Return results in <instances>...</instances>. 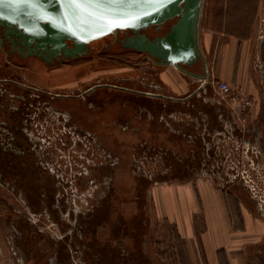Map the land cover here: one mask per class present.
<instances>
[{"label":"flooded vegetation","instance_id":"1","mask_svg":"<svg viewBox=\"0 0 264 264\" xmlns=\"http://www.w3.org/2000/svg\"><path fill=\"white\" fill-rule=\"evenodd\" d=\"M120 34L123 37L119 39L117 37ZM129 35L131 32L125 29L113 36L121 47L120 40ZM91 42L87 45L86 54L74 59H52L48 64L35 57L19 56L10 50L6 41L0 45L8 61L15 67L13 70L6 66L0 71L2 73L0 77V208L4 210L0 213V228L3 233H11L13 238L9 245L0 244V264H54V259L57 264L58 262L61 264L62 262L56 257L59 246L50 233L38 227L37 221L39 217H45L46 220L59 226L63 232L62 222L71 211L74 212V225L70 227L71 237L74 238L72 244H68L62 251L67 253L65 257L68 260L69 258L71 260L72 255L68 253L74 246L76 247L74 253L77 252L83 264H103V259L108 264H117L120 253L126 255L125 259L128 262L132 261L133 253L138 248V235L131 217L135 209L133 210L132 199L128 203L123 198H118L117 190L119 187L120 189L131 187L133 181L129 173H132L135 181L140 183L139 186L141 185V189L135 195L138 200L142 197V189L148 184L147 179H141V176L139 178L134 174L136 156L140 157L149 144L145 139L146 131L142 128V122L150 124L149 129L153 135L159 134L161 137L163 145L159 147L164 150V159L169 165L171 164L169 170L175 169L178 177L190 172H200L201 169L209 167L210 160H213V148L207 145L211 144L213 132L224 127L221 122L215 120V116L222 112L229 119L231 112L229 109L222 110L223 100L212 91L211 87V92L217 100H215L216 105L204 104V109L201 111L205 115V121H201L198 128L191 123L185 129L175 127L174 130L167 123L169 113L166 109L170 103L180 99L174 98L162 87L156 73V76L148 75L136 79L117 78L114 75L98 78L94 76L82 80L81 84L74 88H69L70 85L66 84V91H63L64 87L39 86L24 81L20 69L27 58H35L42 65L50 66L51 68L46 69L47 72H77V70H59L56 66L69 67L66 62L92 57L94 51L89 49ZM70 44L71 42L67 41V45ZM114 44L115 41L110 47ZM108 47L104 45V48ZM155 67L160 66L155 65ZM153 70L160 72V68ZM88 72L124 71L93 69ZM125 72L132 71L130 69ZM49 77L51 80V76ZM187 78L191 87L186 99L196 94L194 90L198 86L201 88L209 85L207 78L206 80L189 76ZM195 79L197 82L203 81L204 84L193 82ZM152 103L161 104V107L156 104L155 109L150 108L149 104ZM141 105L149 110L151 116L140 109ZM43 117L53 118L52 123H49L55 126L57 132H53L52 137L42 132L45 127ZM134 119L137 120L138 126L132 125ZM256 130L262 134L259 139L261 144L264 140V123L258 122ZM244 131L238 127L236 134L246 137L254 133ZM85 140L92 143L97 151L107 155L109 163L103 167L101 163H94L97 160L95 158L91 164H77L84 168L78 170L70 183H73L74 188H80L84 182L87 187L98 183L100 191L103 188L99 181L102 179L103 171L108 170L105 176L108 181L104 187L108 192L103 208L101 202L99 206L91 209L87 205L83 206L81 198L83 195L81 196L78 189L80 196L75 195L73 199H69L66 188L69 182L64 181L63 170L58 169L56 162L54 163V153L63 154L66 149L73 145L80 146ZM84 152L85 150L82 151ZM84 154L82 157L86 158ZM92 155L96 157V154ZM75 161L77 162V159ZM230 187L229 194L237 190L247 203L256 208L255 201L247 195L243 186L234 182ZM79 200L82 203L76 204L79 210L77 213L70 203L73 205ZM95 203L94 201L92 204ZM80 205H82L81 210ZM103 209H106L104 216ZM103 237L106 240L103 241ZM8 248L14 258L9 262L2 254Z\"/></svg>","mask_w":264,"mask_h":264},{"label":"crops","instance_id":"2","mask_svg":"<svg viewBox=\"0 0 264 264\" xmlns=\"http://www.w3.org/2000/svg\"><path fill=\"white\" fill-rule=\"evenodd\" d=\"M199 42L205 63L200 62L191 70L198 73L205 72L209 85L201 88L198 86L194 90L196 94L193 97L186 99L191 87L186 75L172 66H161L160 72H156L162 87L174 98L180 99L170 103L166 109L172 124L168 121L167 123L173 129L175 127L185 129L191 123L198 128L201 121H205V115L201 111L204 109V104L216 105L215 96L207 95L210 87L214 91L212 81L226 82L231 87L238 88L243 95L255 100L248 111L234 107L228 99H222V110L229 109L231 116L228 119L222 112L215 116V120L221 122L224 127L222 130H215L212 135L217 141H230L231 117L244 131L246 120H249L248 123H254L260 107L264 104L261 90L264 84V0H204L199 25ZM37 62L35 58L25 60L24 66L20 69L24 81L39 86H56L64 83L59 80L60 83L51 84L55 75L53 72H47L46 69L39 70ZM6 66L8 69H15L0 46V71ZM30 70L33 72H29ZM131 71L134 79L149 75V73L143 75L145 72L139 73V68H131ZM1 75L0 72V77ZM257 75L260 77V83L257 82ZM49 76L52 77L51 80ZM200 82L204 84L203 81L197 83ZM151 100L155 101V99ZM156 104L158 103L149 104V107L155 109ZM158 105L161 107V104ZM140 109L151 116L144 105H141ZM51 119L53 118L45 117V127ZM145 123L142 122L141 125L146 131L145 139L149 144L144 148L143 158L146 159V154L152 157L153 153L158 152L159 158L164 159V150L159 147L163 142L161 137L159 134L153 135L149 129L150 124ZM132 125H139L136 119L133 120ZM217 134L219 136L214 137ZM261 135H258L259 139ZM237 136L242 137L244 142L251 137V135L239 137L238 134ZM161 163L165 170L160 168L158 161L156 167L153 165L152 170L143 171L146 174L142 172L141 179L148 181L145 186L148 194L146 203L148 205L149 202L151 203L157 220L170 223L177 237L188 243L185 254L189 264H264V214L259 211L261 208L259 202L255 201V212H251L250 204L238 193L237 196L229 194L222 186L215 185L209 179L198 175L189 179L185 177L186 179L183 180L170 179L165 175L175 173L176 170H169L171 164L167 165L165 159ZM135 173L139 172L134 171ZM129 174L133 181L131 184L133 206L139 205L135 195L141 189L140 183L135 181L132 173ZM229 197L235 198L237 210L235 215L230 211ZM133 210L131 213L133 219L134 216L140 215L141 221L144 220V216L150 217L149 210L147 213H142V206L137 209L135 206ZM1 212L3 213L4 210L0 208ZM5 235L6 233L0 228L1 242Z\"/></svg>","mask_w":264,"mask_h":264},{"label":"rangeland","instance_id":"3","mask_svg":"<svg viewBox=\"0 0 264 264\" xmlns=\"http://www.w3.org/2000/svg\"><path fill=\"white\" fill-rule=\"evenodd\" d=\"M173 22L174 21L166 22L165 24L162 25V27L159 30H154L153 27L147 28L145 32L150 37H153L155 35H162L165 31L169 29V26ZM122 37L123 35L120 34L117 38L120 39ZM114 41L115 44L112 47H110L112 45V42ZM104 45H108L109 47L104 48ZM89 49H92L94 51L92 57L80 59L74 62H66L67 64L70 65L69 67L60 66V65L56 66V68L59 70H77V72L75 71L53 72L55 78L53 79L54 82H51V84L53 83L55 84L56 82L60 83L64 81L62 85L60 84L56 86L64 87L65 89H63V91H66L67 90L66 85L64 84H69L70 85L69 88H74L76 86H79L82 80H88L94 76H97L98 78V77H109L111 75H114L117 76V78H121V77L128 78V77H132L133 73L125 72V71L128 70L130 71L131 68L133 69L139 68V73L145 72V74L143 75L149 73L150 76H156L155 75L156 72L155 70H153V68L161 67V66L155 67V65L152 64L151 59L142 53L136 52L134 50L129 51L130 49L128 50L123 46L120 47L113 35H107L101 39L92 41L89 45ZM37 64L39 70L51 68L50 66L42 65L39 61L37 62ZM93 69L98 71L101 69L106 71L113 70V71H124V72H116L117 74L114 72H88ZM29 72H33V70H30ZM31 74L34 75L33 73ZM257 82L260 83V77L258 75H257ZM209 90L211 89L209 88ZM209 90L207 91V95L212 94V92L211 91L209 92ZM261 90L263 91L262 93L264 95V84L263 87H261ZM252 106L247 110L249 111L252 108ZM43 119L45 122V117H43ZM248 121L249 120H246V122L244 123L245 130L254 133L253 135H251V137H248L249 139H245V142L242 141L241 136H239L241 138H238L236 133L238 131L239 123H237L236 120H233L232 117H231V124L229 127L230 141H226V142L217 141L215 140L216 138L213 139V135H212L211 144L207 145L208 147L213 148V154H214L213 160L211 159L210 164L208 165L209 167L203 168L200 170V172L197 173L193 172L189 174H184V176L181 177H178L176 175L177 174L176 172L171 174L169 173L165 176H169L170 179L182 178L180 180H183L186 179L187 177H188L187 179H189L198 175L199 177L209 179L215 185L222 186L226 191L229 189L232 183L238 182L241 186H243L246 189L247 195L250 196L251 199H253L257 203L259 202V207L261 205L259 211H261V213L264 214V140L260 144L258 135H261V132L256 130L258 128V122L259 124L264 123V107L262 106L260 107L257 120L254 123H248ZM168 122L172 124L171 120H168ZM50 123H52V120L50 121ZM50 123H48V125L44 127V130H42V132L52 137L53 134L57 132V130H55V126L53 127L52 125H50ZM225 135L227 136V134ZM216 136L219 135L217 134L214 137ZM80 149L85 150L84 153L86 152L87 153L86 154L82 153L83 150ZM61 153L60 152H58L57 154L54 153L55 155L54 163L56 162V167L58 169L63 170L62 175L64 176V181L69 182L67 183L68 187H66L69 199H73L75 195H79L77 192L79 190L81 196L83 195L81 197L82 202L85 204V205L83 204V206L87 205V207L91 209L94 206H99V203L101 202L100 204L103 208L105 196L108 192V190L104 188L106 187L107 185L106 183L108 181L107 177H105L106 174L108 173V170H104L105 168H103L104 170L102 174L103 176L102 179L99 181L101 182V187L103 189H100V191L98 188L99 186L98 183L96 184L94 183L90 187H87L85 186V182H84L83 185L80 186V188H74L73 183L71 184L70 182H72L71 181L72 177L78 172V170L84 168L78 166L77 164L80 165L82 163H84V165L91 164L93 163V160L97 158V160H95L94 163L96 164L101 163L102 166L104 167L108 165L109 157L104 153L97 151L95 146L92 143H88V141L86 140L85 142H82L80 146L73 145L70 148L66 149L65 152H63V154ZM144 153L145 151L142 153L140 157L136 156V161H135L136 166L134 171L139 172V173H135L137 176H141L143 171L147 172V170L148 171L152 170L153 165L156 167L158 161L160 162V168L165 170L164 166L161 163L163 158H159L158 152L155 153L156 155L152 152L153 155H155L154 157L153 155L152 157H149L146 154L147 156L146 159L143 158V155H145ZM82 154H84L86 158L82 157L83 156ZM92 154H96V157H93ZM75 159H77L78 163L75 161ZM166 169L168 171L169 167L167 166ZM142 190H143L142 197L138 201V203L140 206L143 207L142 213H147L149 210L150 217L147 218L143 215L144 220L141 221L140 220L142 217L141 215L139 217L134 216V219L132 221L134 225L133 224L132 225L136 229V233L138 235L137 247L139 248L135 250L136 252L133 253L132 261L129 262L125 259L126 255L120 253L119 258H117L118 260L117 264H189L188 257L186 258L188 243L184 242L183 240L177 237V235L175 234V230L172 228V225L170 223L157 220L155 214H153L151 203L149 202V205L146 203V201L148 200V194H146L147 188L144 187ZM117 191H118L117 194L118 198H123L124 201L128 203L131 202L130 197L131 195H133L132 194L133 190L131 189V187L128 186V188L124 187L121 189L119 187ZM233 192L235 194L238 193L237 190L232 191V194ZM234 199H235L234 197H229V208L231 213L235 215V213H237V210ZM91 200H93L92 203H94V201L96 203L92 204ZM70 202L71 201H69V203ZM78 203L81 204L80 200L79 202L77 201L74 202L73 205L72 203H70L71 204L70 206L72 208H75V211L77 213L79 212L78 205H76ZM139 205L138 204L134 205V207L136 206L137 209L138 207H140ZM250 206L251 208H249L250 209L249 211L255 212L254 206H252V204ZM80 207L81 210L82 205H80ZM22 211L24 212L23 208ZM105 211L106 209L102 210L103 216L105 214ZM73 216H74V212L71 211L70 214H68V217L65 218L64 222H62L64 227L63 232L61 231L59 226H57L55 223L53 224V222L50 220H46L45 217H39L37 221L38 227L43 229V231L50 233L52 235V238L56 241L57 246H59L56 253V257L59 258L58 261L62 262L61 264H64L65 262L66 264H83L81 257L78 256L77 252L74 253L76 247L74 248L73 246L72 250H70V252L68 253L69 255H72L71 260L69 258L70 261L65 257L67 253L62 252L65 250V247L68 244H72V240L74 238L71 237L72 236L71 228L74 225ZM2 239L3 241L2 242L0 241V244L4 243L9 245L12 243L13 238L11 236V233L6 232V235ZM134 244L136 245V243ZM8 249H5L6 251L2 252L7 262H9V260L10 261L14 260L10 252V249L9 250ZM120 257H122L123 259ZM53 263L57 264V261L54 259ZM105 263H106L105 259H103V264ZM58 264L60 263L58 262Z\"/></svg>","mask_w":264,"mask_h":264},{"label":"water","instance_id":"4","mask_svg":"<svg viewBox=\"0 0 264 264\" xmlns=\"http://www.w3.org/2000/svg\"><path fill=\"white\" fill-rule=\"evenodd\" d=\"M204 0H0V45L4 41L21 57L74 59L86 54L88 43L120 30L131 35L121 46L147 55L153 64L172 66L183 75L206 80L205 72L191 68L203 64L199 25ZM162 35L150 37L147 28ZM67 41L71 44L67 45Z\"/></svg>","mask_w":264,"mask_h":264},{"label":"built area","instance_id":"5","mask_svg":"<svg viewBox=\"0 0 264 264\" xmlns=\"http://www.w3.org/2000/svg\"><path fill=\"white\" fill-rule=\"evenodd\" d=\"M212 86L215 93L221 97L223 100H230L234 107H242L243 109H249L253 103L254 99L251 97L244 96L238 88H233L226 82L212 81ZM253 100H251V99Z\"/></svg>","mask_w":264,"mask_h":264},{"label":"snow or ice","instance_id":"6","mask_svg":"<svg viewBox=\"0 0 264 264\" xmlns=\"http://www.w3.org/2000/svg\"><path fill=\"white\" fill-rule=\"evenodd\" d=\"M73 3H74V5H75V7H77V8H83V7H84L83 4H81V3H77L76 0H73Z\"/></svg>","mask_w":264,"mask_h":264},{"label":"trees","instance_id":"7","mask_svg":"<svg viewBox=\"0 0 264 264\" xmlns=\"http://www.w3.org/2000/svg\"><path fill=\"white\" fill-rule=\"evenodd\" d=\"M103 240H106V238H105V237H103Z\"/></svg>","mask_w":264,"mask_h":264}]
</instances>
